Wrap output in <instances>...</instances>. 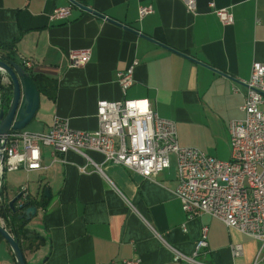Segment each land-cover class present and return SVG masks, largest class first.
<instances>
[{
    "label": "crops",
    "instance_id": "obj_1",
    "mask_svg": "<svg viewBox=\"0 0 264 264\" xmlns=\"http://www.w3.org/2000/svg\"><path fill=\"white\" fill-rule=\"evenodd\" d=\"M73 1L105 18L68 0H0V45L15 42V62L20 64L19 57L33 61L31 74L55 84L53 99L40 95L38 111L24 130L47 132L57 117L72 130L95 131L98 101L146 99L159 117L175 123L179 146L229 160L228 123L244 117L242 82L253 62L264 64V0H196L195 15L181 0ZM210 2L228 9L233 24L223 26ZM68 6L67 20H49L55 9ZM149 6L153 12L138 20L139 9ZM82 49L89 51L87 65L68 67V54ZM0 53L8 51L0 48ZM130 67L133 83L122 92L116 75ZM88 156L100 171L87 166L81 173L83 157L67 152L53 159L44 148L43 169L4 174L6 204L22 189L45 202L24 226L39 241L32 249L28 241L21 243L26 264H121L125 259L195 264L176 261L171 249L192 257L202 227H207V247L196 262L255 261L259 242L208 215L186 218L174 195V156L154 179L103 163L98 153ZM235 244L242 246L237 258L231 254ZM0 264H15L1 236Z\"/></svg>",
    "mask_w": 264,
    "mask_h": 264
},
{
    "label": "built area",
    "instance_id": "obj_2",
    "mask_svg": "<svg viewBox=\"0 0 264 264\" xmlns=\"http://www.w3.org/2000/svg\"><path fill=\"white\" fill-rule=\"evenodd\" d=\"M187 13H197L196 0H181ZM209 9L223 26L233 24V16L226 8ZM71 7H60L49 16L50 21H64L70 16ZM153 9L141 7L138 20L150 15ZM89 61L88 49L71 51L68 67L84 68ZM21 67L30 72L33 61L19 57ZM116 81L122 92L133 83V67L118 72ZM246 88L240 110L243 119L228 123L229 160L217 158L195 149L181 147L177 141L176 125L163 119L151 109L146 99L101 100L96 104L97 129L77 131L65 121L55 117L47 132L30 133L11 131L5 138L3 162L0 167V209L6 205L3 177L8 172L23 169L39 171L42 166V149L56 155L74 152L87 163L79 170L87 172V166L100 171V166L88 156L89 152L101 155L103 163L120 165L145 179H154L169 168L170 156H174L177 187L174 195L188 220L208 215L221 221L226 227L237 230L260 243V249L252 264H264V64L253 62L249 78L242 82ZM23 204L28 198L21 191ZM0 224L5 219L0 216ZM184 229V227H182ZM207 247V227H202L192 257L173 249L176 261L195 263L194 257ZM234 258L242 255V246H231ZM121 264H141L139 259H125Z\"/></svg>",
    "mask_w": 264,
    "mask_h": 264
},
{
    "label": "water",
    "instance_id": "obj_3",
    "mask_svg": "<svg viewBox=\"0 0 264 264\" xmlns=\"http://www.w3.org/2000/svg\"><path fill=\"white\" fill-rule=\"evenodd\" d=\"M69 3L87 13L94 16L105 18L103 15L87 8L79 3L68 0ZM0 74L6 76L11 85V97L7 104L2 103L0 107V167L3 162V150L5 147V138L11 131H22L33 120L39 108L40 94L32 81L31 76L26 72L20 64L12 60L0 59ZM47 189L44 190V196L47 197ZM27 200L22 205L17 206V203L22 200L21 193H18L14 198L5 205L10 212L18 216L23 222L28 223L36 216L38 207L29 205ZM31 199V198H30ZM9 219L7 218L8 221ZM0 236L7 243L15 264H26L22 248L16 237L5 226L0 224Z\"/></svg>",
    "mask_w": 264,
    "mask_h": 264
},
{
    "label": "trees",
    "instance_id": "obj_4",
    "mask_svg": "<svg viewBox=\"0 0 264 264\" xmlns=\"http://www.w3.org/2000/svg\"><path fill=\"white\" fill-rule=\"evenodd\" d=\"M14 44L15 42H9V43L0 45L1 49H5L8 51V53H0L1 60H12L15 62L14 58L11 57L14 52L13 51ZM29 75L31 76L32 81L34 82L39 94L48 96L50 99H53L55 84L43 76L32 75L31 72H29ZM10 91H11V85H8V87H3L0 85V92H2V95H3L2 103L7 104L9 102L10 94H11ZM6 92H7V95L4 98ZM27 203L29 205H35L37 207H43L45 205V202H42V201L37 202L30 198L27 201ZM0 216H2L5 220H7V218L10 220V223L9 224L7 223L6 226L9 227V231L16 237L20 246L23 241H28L30 243V249L38 245L39 241H37L38 238L36 234L25 229L24 228L25 222H23L21 219H18L17 215L12 214L8 207L4 206L0 209Z\"/></svg>",
    "mask_w": 264,
    "mask_h": 264
},
{
    "label": "rangeland",
    "instance_id": "obj_5",
    "mask_svg": "<svg viewBox=\"0 0 264 264\" xmlns=\"http://www.w3.org/2000/svg\"><path fill=\"white\" fill-rule=\"evenodd\" d=\"M4 77V75H1V78H3ZM6 77V76H5ZM1 78H0V85L1 86H3V87H8V85H10V83H9V80H7V82L6 81H4V82H2V80H1ZM7 78V77H6ZM8 79V78H7ZM172 157V155L170 156V158Z\"/></svg>",
    "mask_w": 264,
    "mask_h": 264
}]
</instances>
